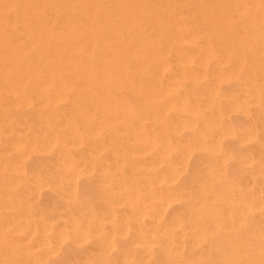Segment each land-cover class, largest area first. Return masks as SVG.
Wrapping results in <instances>:
<instances>
[{"label":"rangeland","instance_id":"374dc122","mask_svg":"<svg viewBox=\"0 0 264 264\" xmlns=\"http://www.w3.org/2000/svg\"><path fill=\"white\" fill-rule=\"evenodd\" d=\"M18 24L0 28V43L17 47L25 64L17 67L0 48V65L11 70L0 69V264H240L243 252L264 242V209H250L253 198L264 205V152L241 150L236 140L255 129L264 137V88L258 96L252 85L215 79L236 62L209 59L200 69L195 61L183 78L171 54L169 68L155 74L164 101L175 105L163 114L195 125L172 140L234 130L235 140L225 135L222 142L233 152H90L96 140L88 127L106 121L74 102L101 91L64 89L46 83L45 75L26 74L29 61L46 68L51 62H40L41 43L30 53L35 42ZM245 25L240 21L233 31ZM249 61L264 66V57ZM121 93L141 110L134 94ZM53 96L60 100L46 102ZM185 96L201 113L179 108ZM75 130L85 146L73 142ZM248 157L253 161L244 162Z\"/></svg>","mask_w":264,"mask_h":264},{"label":"bare ground","instance_id":"6f19581e","mask_svg":"<svg viewBox=\"0 0 264 264\" xmlns=\"http://www.w3.org/2000/svg\"><path fill=\"white\" fill-rule=\"evenodd\" d=\"M240 21L247 28L234 32ZM17 23L24 27L30 42H35L34 46L28 44L30 53L37 52L35 48L41 43L44 48L37 53L40 62H51L46 68L32 67L29 61L28 69L23 70L26 74L45 75L46 83L64 89L80 85L101 91L99 95H80L74 102L97 109L106 121L101 128L88 127L96 140L88 147L90 152H233L224 149L222 142L225 135L234 139V130H226L220 138L198 135L191 142L172 140L173 135L195 125L169 120L163 114L175 105L164 101V83L155 74L169 68L167 57L171 54L181 63L183 78L188 77L184 71L191 70L193 62L205 69L209 59H217L236 62L227 76L216 75L217 81L236 79L252 85L258 96L264 88V66L249 61L264 57V0H0V28L6 25L8 30ZM0 44L1 52L12 55L17 67L25 65L17 47ZM219 53L223 56L218 57ZM8 68L0 65L2 72H10ZM244 71L248 76L241 75ZM116 87L118 92H114ZM122 91L134 94L141 104L140 112ZM59 100L53 96L46 102ZM179 108L201 113L187 96L179 101ZM257 136L256 129L242 131L236 138L237 146L246 152H264V137ZM71 137L75 145L85 146L81 133L75 130ZM49 138L59 141L57 136ZM243 142H249L248 147ZM252 161V157L244 160ZM250 205V209H264L256 198ZM263 249L261 241L250 246L240 264H264Z\"/></svg>","mask_w":264,"mask_h":264}]
</instances>
